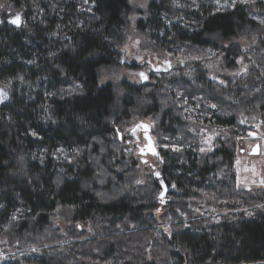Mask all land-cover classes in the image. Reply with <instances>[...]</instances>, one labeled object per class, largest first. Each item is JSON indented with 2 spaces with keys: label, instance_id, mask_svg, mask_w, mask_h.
<instances>
[{
  "label": "trees",
  "instance_id": "trees-1",
  "mask_svg": "<svg viewBox=\"0 0 264 264\" xmlns=\"http://www.w3.org/2000/svg\"><path fill=\"white\" fill-rule=\"evenodd\" d=\"M176 1L182 0L150 3V19L138 23L161 51H174L173 57L187 45L216 50V40L257 26L244 6L221 11L213 0H183L186 7L179 11ZM7 2L20 11L26 27L0 25V85L10 89L0 105V237L45 242L52 250L5 264H264V207L222 223L206 210L203 221L186 225L174 217L186 200L211 208L233 196L242 209L253 208L245 202L255 207L264 202V194H240L233 177L228 183L216 180L220 167L225 178L231 173V141L220 139L212 153L197 145L205 124L201 114L231 132L247 126L239 123L241 115L244 122L264 123V40L243 52L236 46L223 50L229 69L243 57L235 85L213 83L196 61L190 80L166 75L143 86L124 84L127 95L116 111L113 87L100 85L98 71L113 64L116 53L108 42L122 39L127 1ZM135 98L149 103L144 112L155 120L151 139L159 149L183 148L172 154L161 150L160 180L152 175L144 186L137 183L136 160L116 162L121 143L114 128L130 119ZM59 150L67 160L56 157ZM161 181L173 189L165 196L174 199L172 205L157 202ZM119 187L127 191L107 195ZM57 217L69 224L67 242L50 226ZM162 217L176 222L166 234ZM87 223L94 227L92 235L73 227ZM63 242L70 244L57 246Z\"/></svg>",
  "mask_w": 264,
  "mask_h": 264
},
{
  "label": "rangeland",
  "instance_id": "rangeland-1",
  "mask_svg": "<svg viewBox=\"0 0 264 264\" xmlns=\"http://www.w3.org/2000/svg\"><path fill=\"white\" fill-rule=\"evenodd\" d=\"M128 4V11L123 18V34L121 41H112L108 42V46L116 53L113 58V64L110 67H102L98 71V82L100 85L110 84L114 90V102L117 109L121 108V101L127 95L124 88L126 86L138 87L143 86L144 82L151 81L152 78L159 79L160 76H180V79L190 80L192 78V65L196 61H199L201 65V71L205 72L207 78H210L211 81L215 84L221 86L226 85V80L232 82L233 85L237 82L240 77L241 68H244L243 57L239 60L236 58V68L229 69L226 67L225 61V52L223 50L228 49L230 46H236L242 52L247 51L249 48L256 45L260 40H264V6L261 5V2L264 0H236L233 4V0H213L216 9L218 10H231L235 6L240 5L247 7L251 20L257 25L252 27L253 32L250 30H245L244 32L237 35L235 38L220 42L216 40L214 43L218 49H192L190 46H184L179 49L174 54L164 53L161 49L155 44L153 38L150 37L147 33H144L138 27V23L146 22L150 19L148 14V6L150 3L159 2V0H126ZM183 3V5H182ZM176 7L183 9L186 7L184 1H176ZM20 11L14 9L7 0H0V25L7 23L11 24L9 21L15 18V15ZM20 14V13H19ZM21 17V16H20ZM14 25V24H12ZM25 23L22 22L21 28H25ZM187 66V69L185 67ZM159 69V71H156ZM145 73L148 77L147 80L142 79L138 74ZM143 82V83H142ZM0 89L3 90L6 94L8 89L0 85ZM135 107L128 108L131 112L129 120L120 121L115 129V138L121 143V153L120 157L116 159V162L122 163L125 165L129 159L136 160L137 170L139 171V176L137 181H141L139 186H144L148 184L150 178L155 171L161 174L163 167V159L160 156L161 150H168L169 154L177 153L183 148L180 146L173 145H164V147L159 149V145L153 141L156 151L158 152V157L150 156H139L138 152L140 148L145 145L144 134L141 131L142 127H137L138 125H146L150 130V137L154 135L155 120L152 116L145 115V108L147 104L146 98H135ZM161 108L164 109L166 106V101H161ZM211 111L216 113L218 107H210ZM132 110V111H131ZM202 120L205 123L204 126L200 129V135L197 137L198 150L204 149L201 151L203 153H212L216 149V143L223 139L225 142L233 143V150L235 151V156L232 164V170L230 175L225 178V169L220 167L219 171L216 173V180L219 182L231 180V177L234 178L236 182L239 193L243 194L247 192L251 196L254 193L264 194V186L260 184V181L264 179V123L254 118V121L251 122H241L243 116L239 117V123L247 124L243 126V129L234 128L233 132L225 130L224 128L214 127L213 119L211 120L207 114L200 115ZM205 118V119H204ZM205 120H210V122H205ZM135 129V134L132 130ZM252 133L253 135H249ZM156 139V138H154ZM226 142V143H227ZM259 146V154L257 156H250V152L254 146ZM170 148V149H169ZM179 149V150H174ZM58 155V156H57ZM57 158L61 160H67L68 157L64 151L59 150ZM144 160H147L148 163H143ZM114 167V166H113ZM115 171V169H113ZM109 178V176H107ZM227 182V181H226ZM228 183V182H227ZM168 190H173L170 187H167ZM127 191L125 187H119L118 191L112 189L107 195L111 197L112 194L120 193L123 194ZM241 191V192H240ZM174 193H177L174 191ZM160 191H157V202L161 205V199H159ZM167 196V195H166ZM105 196L102 195V198ZM166 203L173 204L174 199L172 197H164ZM233 196H227L225 199H222L221 202H218L216 206L211 208L204 207L203 201L190 202L186 200L184 209H177L174 213L176 219L182 218V223L189 224L193 221H203L202 213L204 210L207 213H211L213 217L219 218L220 223L222 221L229 219L233 215H239L244 212H251L254 209L264 207V202L259 203L255 207L254 203H247L246 205L252 206L253 208L242 209L240 202H233ZM217 206H221L220 210L217 209ZM236 208H241V210H234ZM154 215L158 214L154 212ZM223 216L227 218L223 219ZM162 225V230L164 234L167 233L169 228L176 222L172 219H165V217L160 218ZM50 226L57 232L58 238H62L67 242V231L69 229V224L64 222L60 218H54L50 221ZM73 227L82 229L85 234H91L94 231V227L89 223L87 224H75ZM60 243L57 246H64L65 244L70 243ZM45 242H40V245L34 244H21L19 242H12L4 236L0 237V264H5L7 262L17 261L19 259H33L36 257H42L45 252H50L52 250L47 246Z\"/></svg>",
  "mask_w": 264,
  "mask_h": 264
},
{
  "label": "snow or ice",
  "instance_id": "snow-or-ice-1",
  "mask_svg": "<svg viewBox=\"0 0 264 264\" xmlns=\"http://www.w3.org/2000/svg\"><path fill=\"white\" fill-rule=\"evenodd\" d=\"M236 2V0H233V4ZM246 2V0H245ZM252 2H255V0H252ZM11 24H14L16 27H20L21 26V17H20V14L17 13L15 15V18L14 19H11L9 21ZM0 23H2V21H0ZM261 23H264V21H261ZM156 71H159V69H156ZM142 79L144 80H147L148 77L145 73L141 72L138 74ZM7 98V94L3 91V90H0V102H2L3 99H6ZM212 107H215V105H213ZM243 122V121H241ZM137 127H143L144 130H145V138L147 139L148 143L145 145V147H142L140 148V153L143 155L145 154V148H147L148 151H150L153 155H159L158 152H156L154 146H153V141L151 139V137L147 136V132H148V126L146 125H138ZM133 134H135V129L132 130ZM35 135V133H33ZM249 135H253L252 133H249ZM258 149H259V146L257 145L256 148L253 149V152L256 153L258 152ZM174 150H179V149H174ZM201 151H204V149H201ZM143 163L147 164L148 161L147 160H144ZM155 175L157 177L160 176V173L159 172H156ZM137 183H141V181H137ZM161 184H163V181H161ZM260 184L262 186H264V179H262L260 181ZM172 187L174 188L175 185H172ZM167 191V188L165 187L163 191L160 192V198H161V203H164V199L163 197L165 196V193ZM0 207H3V205H0ZM159 211V210H158ZM250 214V213H249Z\"/></svg>",
  "mask_w": 264,
  "mask_h": 264
},
{
  "label": "water",
  "instance_id": "water-1",
  "mask_svg": "<svg viewBox=\"0 0 264 264\" xmlns=\"http://www.w3.org/2000/svg\"><path fill=\"white\" fill-rule=\"evenodd\" d=\"M1 90V89H0ZM4 102V99L2 100V102H0V105L2 104ZM141 131H142V133L144 134V143H145V145L148 143V141H147V139L145 138V130H144V128L142 127L141 128ZM147 136H149L150 137V130L148 129V132H147ZM145 145L143 146V147H145ZM153 146H154V143H153ZM257 146H254L253 148H252V150H251V152H250V156H257L258 154H259V149H258V152H256V153H254L253 152V149L254 148H256ZM155 148V147H154ZM156 150V149H155ZM157 152V151H156ZM138 155L139 156H142V157H145V156H151V157H153V156H155V157H158L157 155H153L150 151H148L147 150V148H145V154H141L140 153V150H139V152H138ZM153 177L155 178V179H159V177H157L156 175H153ZM158 186H159V188L161 189V191H163L164 190V188L166 187V185L163 183V184H161V182H159L158 183ZM167 188V187H166ZM167 191H168V189H167ZM167 191H166V193H167ZM166 193H165V195H166ZM165 197V196H164ZM163 197V198H164ZM159 199H161L160 198V196H159Z\"/></svg>",
  "mask_w": 264,
  "mask_h": 264
},
{
  "label": "flooded vegetation",
  "instance_id": "flooded-vegetation-1",
  "mask_svg": "<svg viewBox=\"0 0 264 264\" xmlns=\"http://www.w3.org/2000/svg\"><path fill=\"white\" fill-rule=\"evenodd\" d=\"M155 173H156V171L153 173V175H155ZM170 190H168V192H169Z\"/></svg>",
  "mask_w": 264,
  "mask_h": 264
}]
</instances>
